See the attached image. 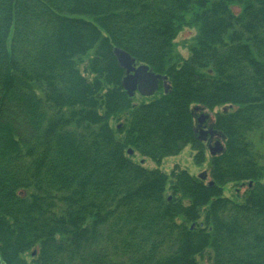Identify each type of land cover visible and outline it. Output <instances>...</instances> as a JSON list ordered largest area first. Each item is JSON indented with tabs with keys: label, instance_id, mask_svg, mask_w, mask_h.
Masks as SVG:
<instances>
[{
	"label": "trees",
	"instance_id": "1",
	"mask_svg": "<svg viewBox=\"0 0 264 264\" xmlns=\"http://www.w3.org/2000/svg\"><path fill=\"white\" fill-rule=\"evenodd\" d=\"M114 47L167 91L134 104ZM216 106L208 181L133 160L159 165L189 144L201 164L194 107ZM254 132L264 0H0L1 264H264ZM229 182L244 191L223 195Z\"/></svg>",
	"mask_w": 264,
	"mask_h": 264
},
{
	"label": "rangeland",
	"instance_id": "2",
	"mask_svg": "<svg viewBox=\"0 0 264 264\" xmlns=\"http://www.w3.org/2000/svg\"><path fill=\"white\" fill-rule=\"evenodd\" d=\"M195 30L193 28H188L184 27L176 36L175 38V43H176V50L183 56L186 57L188 54L187 50V43L190 40V38L194 35ZM163 90V86L161 81L159 82V87L155 91V93L152 95L153 97L158 96L161 91ZM152 96H142L139 93H135L133 97V102L138 103L140 101H147L150 98H153ZM226 106V105H225ZM225 106H216L211 110H208L206 108L200 110L198 107V110H195V118H194V124L195 128L198 130L197 127V118L200 115V113L206 114L208 117L206 119L205 124L207 125L206 130L209 128H213L211 123L215 117V114L217 112L222 111ZM195 108V107H194ZM118 125V124H117ZM119 126V125H118ZM203 128V126H202ZM208 137V136H207ZM252 138L253 142L255 143L257 149L263 154L264 156V134L262 135L260 132H254L253 134L250 135ZM215 140H220L223 144V140L221 136L217 133L210 142L207 140H204L203 145H204V153H205V160L201 164H196L193 160V155L195 151L191 148L189 144H187L179 153L176 155L172 156H167L164 157L159 165H156L154 161H152L149 158L146 157H141L139 154L136 152L133 153V160L136 162L140 163L142 166L146 168H154L158 167L160 170H162L165 173H170V171L174 168H180V169H185L187 170L191 175L199 176L201 173H205L206 176L203 180L208 181L209 177L207 176V163L209 162V150H208V145H213ZM200 177V176H199ZM262 181L264 182V177L262 178ZM245 189V186L243 185H236L235 183L229 182L223 185V195L225 196H233V194L239 192L241 194ZM29 259V258H28ZM201 263L202 264H210L209 259L205 257V255L201 258Z\"/></svg>",
	"mask_w": 264,
	"mask_h": 264
},
{
	"label": "water",
	"instance_id": "3",
	"mask_svg": "<svg viewBox=\"0 0 264 264\" xmlns=\"http://www.w3.org/2000/svg\"><path fill=\"white\" fill-rule=\"evenodd\" d=\"M112 52L118 65L124 70L121 85L128 96H133L136 92L142 96H151L158 89L160 81L164 91H167L168 84L165 76L155 73L146 64L137 63L135 58L122 48L114 47ZM194 110H198V107H195ZM207 117L208 116L206 114L200 113L197 118L198 139L200 140H205L207 136L213 137L217 135L216 130L213 128H209L208 130L202 128V125ZM222 149L223 145L220 140H215L213 145H208L210 155L219 153ZM127 153L131 154L132 149L128 148ZM199 176L205 178L206 174L201 173Z\"/></svg>",
	"mask_w": 264,
	"mask_h": 264
},
{
	"label": "flooded vegetation",
	"instance_id": "4",
	"mask_svg": "<svg viewBox=\"0 0 264 264\" xmlns=\"http://www.w3.org/2000/svg\"><path fill=\"white\" fill-rule=\"evenodd\" d=\"M205 122H206V119H205V121H204V123H203V125H202L203 128H206V126H207V125L205 124ZM196 130H197V129L195 128V131H196ZM196 132H198V130H197ZM213 137H214V136H213ZM213 137H209V136H208V137H206L205 140H207L208 142H210V141L212 140Z\"/></svg>",
	"mask_w": 264,
	"mask_h": 264
}]
</instances>
